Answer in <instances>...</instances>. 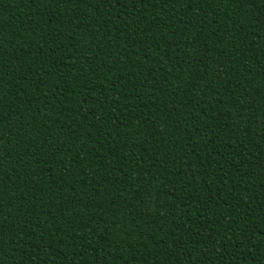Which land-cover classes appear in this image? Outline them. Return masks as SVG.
I'll return each instance as SVG.
<instances>
[{
    "label": "trees",
    "instance_id": "1",
    "mask_svg": "<svg viewBox=\"0 0 264 264\" xmlns=\"http://www.w3.org/2000/svg\"><path fill=\"white\" fill-rule=\"evenodd\" d=\"M0 264H264V0H0Z\"/></svg>",
    "mask_w": 264,
    "mask_h": 264
}]
</instances>
